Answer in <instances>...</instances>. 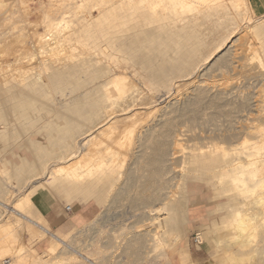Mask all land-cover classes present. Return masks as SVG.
Wrapping results in <instances>:
<instances>
[{"label":"bare ground","instance_id":"bare-ground-1","mask_svg":"<svg viewBox=\"0 0 264 264\" xmlns=\"http://www.w3.org/2000/svg\"><path fill=\"white\" fill-rule=\"evenodd\" d=\"M62 1L64 0H48L46 6L40 4L42 7L38 12L40 13V19L37 22L43 26L44 31L40 34L33 30V46L31 48L34 51H32V55L27 56L33 61L35 59L37 64H33V61H31L28 65L30 61L28 63L25 61L29 66L26 67V63L22 61V63H25V66H22L24 64L21 63L18 65L19 59L16 56H14V66L9 64V60L0 63V96L8 94L10 96L8 99L11 98L8 101H12L6 105L7 108L14 107L16 109L18 107L16 114H20L21 111L22 113L26 111L24 109L25 105L29 104V109L31 102L37 101L38 103V101H41V104L45 103L48 106L59 107L60 111H58V108L57 111H52V114H55L56 117L65 118L63 128H60L59 131L56 130L59 133L57 137L59 141L55 140L57 143L53 141L45 147L37 145L39 148H35L36 150L32 147L36 145L29 143L30 146L32 144L31 148L35 152L40 151V153L36 160L33 159L34 163H25L28 166L27 168L25 167L26 170H16L15 167V170L13 168L8 169L6 166L12 164L8 162L4 163V165L1 164L0 181L12 183L11 180H16V182L19 180L18 183L21 181L20 184L23 190V193L20 192L21 194L17 195L11 202L10 211H7V207L9 206L7 196L10 192L1 193L4 199L0 200V260L7 258L8 264H43L46 255H52L53 260L61 264L78 263L79 259L73 254L74 252L70 253V250L68 251V248L74 243L72 241L76 240H73L75 238V230L62 238L51 233L49 225L35 211L33 198L38 195L39 190H46L53 196L60 195L64 199L77 201L80 205L86 204L85 202L90 197L93 198L95 204H101L110 198L109 193H111L114 183L122 175L121 172L123 167L126 166V161H130V159L132 161V158L127 159V152L130 151L129 149H131L136 138H138L137 129L140 125V117L143 120L141 116L142 110H145V106L149 104L153 105L151 112L156 110L155 101L152 103L151 101H147L145 97H141L142 92L140 93L139 86L137 85L138 78H135L129 72L130 70H136L141 74L153 72L155 81L159 82L158 84H160L162 89H166L171 85L170 79L174 75L173 72L177 73V75L181 74L179 72L182 71L187 72L188 64H190L189 67H193L194 64L201 61V66L197 67V69H200L208 63V60L210 61L211 58L222 51L225 42H229V39L233 37L232 34L236 30L235 28L241 27L240 25H252V29L261 25L260 28L258 27L259 30H257L258 35H264V9L260 6V0H65L70 2L68 6H65V9H62L63 4H60ZM5 2L0 1V7H5L4 12L0 14V17H4L3 20L10 19L11 15L13 17L15 13L13 11L14 13L10 14L12 12H10L11 9L9 10L11 6L4 4ZM6 6H9V8L6 9ZM50 11H54V15L50 14ZM231 12L233 13V17ZM38 13L37 15L39 16ZM55 14H59L60 17L56 18ZM228 20L234 21V24L231 22V25L233 24L235 28L230 27L233 30L228 35L226 34L227 36L223 37L221 35L224 38L223 41L221 39L222 44L213 48L212 51L210 49L211 54L209 56L205 55V57H208L203 58L204 46L202 36L205 33H202L199 27L202 28V26L206 25L215 26L214 24L218 26L224 21L229 22ZM38 24L36 25L38 26ZM8 36H10V33H2L0 31V50L8 42ZM175 39L177 41L173 42ZM191 41L193 44L192 46L189 45V47L191 46L189 48L188 44ZM171 42L176 44L175 48L172 47L174 49L168 45ZM164 49L173 50L172 52L177 53L178 56L176 58L172 56L160 57L159 51ZM25 55L23 56L24 58ZM17 56L20 58L21 55ZM23 57L20 60H23ZM148 63L150 68L148 67ZM153 76L149 78H153ZM159 87L156 84V88ZM1 101L0 119H3V122H5L13 114H3L5 104L3 105V101ZM187 108L190 109L191 107ZM260 110H258L257 114L261 112L263 115L264 111ZM27 114L25 113L24 115ZM172 114V112H169L163 116L164 118L161 122L162 128H164L161 132L159 131L162 128L158 131L149 128L147 132H143L142 139H144V135L146 139L150 138L151 140L152 137L157 139V136H155L156 132L161 133L163 139L165 138L166 140L170 136L173 137L171 134L174 129L172 128L178 115L174 117ZM120 117L126 118L127 123L124 122V126H120L122 128L119 129L117 126L119 120H125H121ZM157 127L161 126L157 125ZM57 128L55 127V129ZM7 129H10V127L1 121L0 136L4 135ZM7 131L9 132V130ZM254 134L256 135L254 143L243 141L234 145V147L230 146L232 147L231 149L222 147L224 144L221 146L216 143L210 144L211 147H208L209 150L207 152H197V154L188 157L186 164L191 168L183 167L182 169L186 173H182L181 177L179 176V181L188 183L189 185L198 184L200 185H197L198 188H201V185L204 187L210 185L214 188V181L219 188L221 184H225L226 188H223L224 191L222 192L223 189H221V193L216 195L218 199L220 195L233 196L234 198L238 195L240 201H236L235 204H233L234 202L225 204L208 212V215L212 212H226V217H222L227 220V224L230 227L236 229L244 228V226L248 227V224L250 226V224L252 225V223L257 221L259 224L264 222V205L255 214L249 208L255 202L256 196L264 189V125H258L255 128ZM177 135L175 134L174 136L177 137ZM164 140H159L161 142L155 141L156 143L151 140V143H154V147L149 151L152 152L149 153V156H145L146 153L144 156L147 159L151 154L152 159L146 163L142 160L144 166L145 164L158 166L157 168L154 167L155 169L151 168L154 170V173H152L154 176H150L152 179L155 178V180L156 178L160 179V185L157 186V189L155 188V191L157 190L158 192L154 193V191L151 195L153 199L146 197V200L148 198L149 200L147 201L153 200L156 203L159 200V203L157 205H149L150 207H147V210L146 203L142 202L145 200H142L141 197L139 199L142 201H139L137 198L140 202L139 204L142 206L143 203L145 205V207L143 205L144 210L146 208L147 211L145 212V216L141 214L142 219L139 218L136 220L135 225L130 226L133 228V232L128 239H124L125 250H123L125 251V256L123 258L125 259L126 257L131 264H157L161 261L173 264V261H176V259L178 261L177 264H183L181 256L184 245L181 244L180 238L182 236L180 237V235H183V227L187 219V201H183L185 199L181 200L182 196L175 198L174 196H180L181 194L175 195L173 193L175 190L171 191L173 186H169L168 182L164 181L167 163L171 160L170 157L174 155L171 147L175 146L178 140L177 138L174 142L171 140L173 143ZM146 143L149 144L150 142ZM142 145L145 146L144 143ZM13 147L18 149L20 145L16 144ZM147 147L143 149L144 152ZM9 149L11 150L12 148ZM48 149L49 152L46 153L45 151H48ZM138 149L139 153H141L140 147ZM147 149L146 152H148ZM207 162L211 164L209 167L206 166ZM128 167L132 169V167ZM149 167L145 170L152 172ZM136 168L138 167L136 166L134 169ZM144 169L142 168V170ZM187 172L193 173V177L189 178L190 175H186ZM131 173L135 174V172ZM142 173L145 174L146 172ZM18 177L22 179L20 180ZM132 178H134V175ZM148 179L149 182L153 181L149 177ZM141 180L139 179V182ZM130 183L133 182L131 181ZM146 183H148L147 180ZM146 183L143 181L139 183V186L142 185L144 188ZM158 184L157 182L156 185ZM154 185L155 183L152 184L153 187ZM139 186H137L138 192H140L139 188H142ZM179 187V190H183L180 185ZM150 188L152 190V187ZM144 190L141 189L143 194L146 193ZM181 192L183 194V191ZM181 192L179 191L178 194ZM4 195H6V198ZM184 196L187 197L186 195ZM114 202L117 201L115 200ZM137 202L136 205H139ZM260 202L262 203V201ZM66 207L70 209L69 206ZM32 210L34 211L36 220L29 217ZM249 210L252 211L253 215L244 219L243 214L245 212L247 214ZM31 224H36L38 228L33 225V228L30 227ZM34 228L36 229L34 230ZM132 228L127 229V231L130 230L131 232ZM28 230L36 234L37 237H41V241H39L41 244L34 251H27L25 246L20 242L21 232L23 234V231ZM97 230L100 232L99 227ZM94 233L96 234L95 231ZM43 234H45V237L42 238ZM240 234L237 231L236 233H227V239L222 247L220 246L222 240H214V243L220 246L221 252L224 254L222 258L225 264L229 263V261L231 264V261L234 262L233 264H264V249H260L264 245V237L258 241L255 238L256 236H245L244 232L242 235ZM113 237L115 239L114 235ZM199 241L198 243H200ZM88 243L90 242L88 241ZM250 243L255 244L249 247L248 244ZM79 255L81 256L82 254ZM52 256L50 257L52 258ZM222 258L217 257V260L222 261ZM83 261L85 260L83 259ZM223 261L217 262L223 264ZM118 262L117 264H119ZM187 264L195 263L191 261Z\"/></svg>","mask_w":264,"mask_h":264},{"label":"rangeland","instance_id":"rangeland-1","mask_svg":"<svg viewBox=\"0 0 264 264\" xmlns=\"http://www.w3.org/2000/svg\"><path fill=\"white\" fill-rule=\"evenodd\" d=\"M0 1L1 2L6 1L4 4H8L13 8L12 9L11 7L9 8V6H6V9H8V8H9V10L11 9L10 12L11 11L12 12L10 14L14 13L13 11H15V13L13 14V17L11 15L10 19L3 20L4 17H0V31L2 33H4V32L10 33V36H8V42L3 47V49L0 50V63L2 61L6 62L7 60H9L8 61L9 64L14 66V64H15V63H13V62H15L14 56H16L19 59V63L17 62L18 65L21 63V64H24L22 66H25V63L26 62L28 63L30 61L28 63V65H29L31 63V61H33L30 58H28L29 55H32V51H34L31 48L33 46L32 45V43H33L32 37H33V33H34L33 30L37 31L40 34L43 33V31H44L43 26L39 22H37L40 19V13H38V12L41 10V7H42L41 5L46 6L48 4V0H5V1L0 0ZM62 2L60 3V4H63L62 9H65V6H68L70 3L69 1H65V0ZM11 3H12V5H11ZM4 8L5 7H0V14L4 12L3 11ZM53 12L50 11L49 13L54 15ZM37 13L39 14V16L37 15ZM231 15L233 17V13ZM231 15H230V17H231ZM55 17L59 18L60 16H59V14H55ZM228 21L229 22L224 21L221 24H219L218 26L216 24H214L215 26L206 25L204 27L202 26V28L199 27L201 29L200 31L202 33H205L202 36L203 46H204V51H203V55H202L203 58L208 57L211 54V51L213 50V48H216L217 46L222 44V41L224 39V38H222V36L223 37L227 36L231 32V30H233L235 28L233 25L234 21L233 20H228ZM231 22H233L232 25H231ZM36 24H38V26ZM238 24H241V23H238ZM240 26L241 27L235 28L236 30L234 31V34H232L233 37L229 39V42L228 41H226L227 43L225 42L226 45L224 44L222 51L219 52L218 54H216V56H214L213 58H211L210 61L208 60V63L205 64L204 66H202L200 69H197V67L199 68V66H201V64H202L201 61H200L201 64H200V62H198L197 64H194L196 66L193 65V67H189L190 64H188L187 72L186 71L179 72V73H181L179 75H177V73L173 72L174 75H173V77L171 76L173 79L171 78L170 79L171 83L169 82L171 85L169 87H167L166 89H164V88L162 89L160 84H158L159 82L155 81L156 80L155 76H153V72H151V71L149 72V74L148 73L141 74V73H138L136 70H130L129 71V72H131V74L135 78H138L137 79V85L139 86L140 93L142 92L141 97L142 98L145 97L147 101H151L152 103L155 101V104H156L155 109L156 110L151 112L153 105H150V104L148 106H145V108H146L145 110L144 109L142 110L141 116L143 117V120L140 117L142 122L140 121V125H139V127L141 129L138 127L137 134H139V135H138V138H136V140H135V143L136 144L139 143V144L136 145L134 143L132 145L133 148L131 147L132 151H131V149H129L131 152L130 151L127 152L129 154V156L127 154V159L132 158V161H131V159H130V161L126 159L127 160L126 166L127 165L130 166V167H132V169L129 168L128 166L123 167V170L121 172L122 175H120L118 181H116L114 183L115 187L113 186L111 193H109L110 198H108L106 200V202H103L101 204H95V201H93V198L90 197L88 200L89 202L87 201V202H85L86 204L83 203L82 205H80L77 201L64 199L60 195L59 196H53L46 190H39L38 191V195H36V198H39V197L42 198V197L48 195L52 199H54L58 202H61L64 207L69 206L71 211L73 212V213L71 212L69 214L70 218L66 217L67 222H66L65 227H63L62 229L57 230V229H53L49 226L51 233H53V234H55L61 238L66 236L67 234L71 233L73 230H75V231L77 230L76 233L74 231L75 238H73V240L74 239H76V240L72 241V243L73 242L74 243L71 244V246L69 247L70 249L68 248V251L70 250V253L74 252L73 254H75L78 257L77 259H79V261H78V263H70V264H79V263L80 264H92V263L93 264H117V261H119L118 262L119 264H131V262L129 260H127L126 257H125V259L123 258L125 256L124 255V252H125L124 251L125 250L124 239L126 240V238L128 239V237L131 236V233L133 232V228L130 226L135 225V223L137 222L136 220H138L139 218H141V219L143 218V217H141V214H143V216H145V212L148 210L147 207H150L149 205H151V204L157 205V203H159V200H157V203L153 200L150 202L147 201L150 198L153 199V197L151 195L155 191V188L156 189L158 188L157 186H159L160 182H161L159 178H156V180H155V178L154 179L151 178L154 176L152 174V173H154V170H152V169L154 167L157 168L158 166H156V165L151 166L149 164L148 165L145 164V166L147 165L146 168H148L150 166L149 169L152 170V172L149 171L148 169H147L148 171H146L145 170L146 168L144 169V167H145L144 162L146 163L152 159L151 154H150L149 158L148 157H147V159L145 158V156H149V153L152 152L149 150L150 149L152 150L154 147V145H153L154 143L152 144L151 140H153L154 142L155 141L161 142L162 140L165 139V138L163 139V136H161V133H159V132H161L164 128V127L162 128L161 120L164 118L163 116H165L166 113L168 114L169 112H172L173 113L172 115L174 117H177V115H178L179 119L177 117V119H175V123L173 124L172 129H174V130L172 131V134H171L173 137L170 136L171 138L169 137V138H167V140L166 139L165 140L170 143L172 141L174 142L177 138L178 141H177L175 146L173 145L171 147V150L174 153V155L170 157L171 160H169V162L167 163L166 176H164V181H167L169 186H171V187L173 186L171 191L173 192L175 190L177 192V193L175 191L173 192L175 195L181 194L180 196H174L175 198L176 197L179 198L182 196L181 200L185 199L183 201H187V205H186V209H187L186 210L187 211L186 218L187 219L185 220V223H184V227H183L184 230L182 232L183 235H180V237L182 236L180 238V240L182 241L181 244L184 245L183 254L181 256L182 263L187 264L188 262L193 261L195 264H219L218 262H222L223 261L222 257H224V254L221 252L220 246L222 247L224 242L226 241L227 233L228 234L232 233V232L236 233V231H237L238 234L241 233L240 235H242L244 232L245 236L246 235L256 236L255 238L258 241H259V239L264 237V222L259 224L258 221L257 222L254 221L255 223H252V225L250 224V226H249V224H248L247 225L248 227H246V226H244V228L242 227L244 229L243 230L242 228L236 229L234 227H230L227 224V220L224 218L227 215L226 212H222V213H215V212L213 213L212 212L211 214L208 215L209 211H212V210H214V209H216L222 205L231 204L233 202H234L233 204H235L236 201H240V197L238 195L235 198L233 196H224V195L221 196L220 195L219 199H218V197L216 195L221 193V189L226 188L225 184H223V185L221 184V186L219 188V186L217 184H215V181H214L213 182L214 188H213V186H210V185H207L205 187L203 185H201V188H198V186H200L198 184H197L198 186L196 184L189 185L188 183H184V182L179 181V178L181 177L182 173H186V171H184L182 168L183 167L184 168L185 167L191 168V167H189V165L186 164V162H188L187 159L189 156H191L193 154H197V152H199V153L207 152L209 150V148L211 147L210 144H213V143H216L217 145H220V146L224 144L222 147H227L230 149L232 148L230 146L234 147V145H237L238 143H242L243 141H248L249 143H254L255 142L254 138L256 137V135L254 134L255 128L260 124L264 125V117H263L264 114L262 115L261 112H259L257 114L258 110H260V109H262L264 111V67H263V65H264V51H263L264 50V35H261V36L258 35L257 30H259L258 27L260 28L261 25L257 26V28H255V29L253 28L254 30L251 28L252 25H248V26L240 25ZM218 27H220V28H218ZM230 27L233 29H231ZM255 30L257 31V35H256ZM219 38H220V40L218 41ZM221 39H222V41H221ZM176 41L177 40L175 39L173 42H176ZM173 42H171L170 44L168 43L170 48H172L176 45L175 43L173 44ZM191 42H189L188 47H189V45L192 46L193 42L192 43ZM200 43H201V41H200ZM213 44L214 45L217 44V45L214 46ZM174 48H172V49H174ZM206 49H208L209 51ZM210 49H211V51H210ZM172 51L164 49V50L159 51V53L161 55L159 53L158 54L160 57L172 56L173 58H176L178 56L177 53H175V52L173 53ZM162 52H163V55H162ZM208 52H209V54H208ZM24 54H26L25 58L28 56L27 57L28 60L23 57ZM17 55H21L20 58ZM205 55H208V56L205 57ZM220 56H221V58H220ZM13 57H14V59H13ZM22 57L25 60L24 59L20 60ZM22 61L23 62L26 61V62L22 63ZM34 61H33V64H37V61L35 59H34ZM27 63H26V67H29L27 65ZM3 66L5 67V65H3ZM148 67L150 68L149 63H148ZM183 72L187 73V74H184ZM136 73H138V74H136ZM151 75L153 76V78H149V77H152ZM138 80H139V82H138ZM148 81H149V84H148ZM153 81H154V83H153ZM155 83L157 84V87H159V86L160 87L156 88ZM160 88H161V90H160ZM155 89H156V91H155ZM199 92H200V94H199ZM206 94H207V96H206ZM0 97H1L0 101L2 100L3 102L2 101L1 102L3 103V105L5 104V106H4L5 109H3V112H4L3 114H9V115L13 114L12 117H9L8 119H6L7 121L4 120L5 122H3V119H0V123L2 121V123L6 124L8 127H10V129H7V130H9V132L7 130H5V132H4V135H6V136H4L3 134H2V136H0V159L2 158L0 161V168H2V165H4V163L8 162V163H12L11 164L12 166L7 165L6 168H8V169L13 168L14 169V167H15L16 170L23 171L24 169L26 170V168L28 167L26 165L27 163H29V162L34 163L33 159H35V160L37 159L40 151L35 152V150H36L35 148H39V147H43V146L45 147L50 142L54 141V143H57L59 141L57 139L58 134H59L57 131H59L60 128H63V125L65 123V118L56 117L55 114H52V111H55V110L57 111L59 107L48 106V104H45V103L41 104V101H38L39 104L37 103V101H35L33 103L31 102L30 103L31 107H29V109H28L29 104L25 105L24 109L26 111H24V112L26 114L28 113L29 115L28 114L24 115L25 113L24 112L22 113V111L20 114H18V113L16 114V112H18L17 111L18 107H16V109L14 107H12V108L6 107V105H8L10 102H12V101H10V102L8 101V100H11V98L8 99L10 96L8 94H4V95H1ZM195 98H197L198 102H196L197 100H195ZM3 99H5V100H3ZM199 101H200V103H199ZM137 107H139V106H137ZM187 107H191V108L189 109ZM13 108L15 111L13 110ZM169 109H170V111H169ZM173 109L174 110L176 109L177 112H175L176 110L174 111ZM262 110H260V111H262ZM9 111L10 112L12 111V112L10 113ZM58 111H60V108ZM1 112H2V110H1ZM21 115H23V116H21ZM20 117L21 118L23 117V119H21ZM24 117H26V118H24ZM27 118H29V119H27ZM120 118H121V120L123 119V117H120ZM124 119H123L124 121L119 120L118 124L119 123L120 124L119 125L117 124L119 129L124 126L123 125L124 122L127 123L126 118H124ZM45 121H47L48 124ZM121 123H122V125H121ZM156 124L160 125L161 127H157ZM120 126H122V127H120ZM55 127L56 128L58 127V128L55 129ZM149 128L155 129L156 131H158L162 128L159 132H156L160 136V138L157 134L155 135V136H157L158 141L154 137H152L154 139L151 138V140H150V138L146 139L145 135H144V139H142L143 134H144L143 132H147V130H149ZM157 128H159V129H157ZM176 128H177V130H175ZM51 130H53V131H51ZM142 130H144V131H142ZM230 131H232V132H230ZM56 132H57V134H56ZM175 134L176 135L178 134L177 137L174 136ZM49 135L50 136L52 135V136L50 137ZM140 135H142V136L140 137ZM2 137H3V139H2ZM59 137H60V135H59ZM161 137H162V139H161ZM55 140H57V142ZM159 140H161V141H159ZM168 140H170V141H168ZM140 142L142 144L144 143L145 146H143L142 144L140 145ZM146 142H150V143L147 144ZM29 143L36 145V146H34V145L32 146V144H31V146L35 150L33 148H31ZM16 144L20 145V147L18 149L16 147H13ZM37 145L38 146L40 145V146L38 147ZM147 145H149V146L151 145L150 147H152V148H150L149 146H148L149 147L148 148ZM142 146H143V148H141ZM25 147H26V149H25ZM138 147H140L141 153H139ZM145 147L148 148V149L146 148L148 152H146V149H145V152L143 151V149ZM9 148H12V149L10 150ZM136 150H137V152H136ZM45 152L48 153L49 149H48V151H45ZM57 152H58V150H57ZM46 153H45V155H46ZM136 153L139 155H142V154L143 155L142 156L138 155L135 157L134 155H137ZM144 154H145V156H144ZM3 155H4V157H2ZM19 158L21 159L20 161H19ZM22 159H24V160H22ZM140 160H141V162H140ZM49 161H50V159H49ZM49 161H48V163H49ZM129 163H130V165H129ZM139 163H140V165H139ZM134 164L139 169L138 168L134 169L136 167ZM210 165L211 164L209 162L206 163L207 167H209ZM141 167L144 170H142ZM133 169H134V171H132ZM159 169H160V167H159ZM140 170L142 172H146V173L144 174ZM167 170H169L170 172ZM182 171H184V172H182ZM131 172H133V173L135 172V174H132ZM139 172H140V174H139ZM127 173H130V174H127ZM149 174H151V175H149ZM129 175H131V176H129ZM133 175H134V178H132ZM136 175H138V176H136ZM186 175H190L189 178L193 177V173H191V172L190 173L187 172ZM135 176H136V178H138L139 176L140 177L138 179H136ZM148 177L150 178V180L152 179L153 181H156V182H154L155 183L154 187L152 186V184H154L153 181L149 182ZM18 179L21 180L22 178L18 177ZM139 179L140 180L142 179L144 181V183H146V180H147L148 183H146V186H145L146 188L145 187L143 188V186H142L143 183L141 186H139V183L143 182L142 180H141V182H139ZM127 180H128V184H127ZM18 181L19 180H17V182H16V180H11L12 183H9V182L6 183V182L0 181V197L2 196L0 200L4 199L2 192H4V193L7 191L10 192V194L7 196V198H8L7 203L9 205L7 207V209H8L7 211L11 210L10 209L11 208V202L15 199V197L17 195L23 193L22 185L20 184L21 181L19 183H18ZM129 181L130 182L132 181L133 183H130ZM157 182L159 183L158 185H156ZM33 183H36V182H33ZM137 183H138V185H137ZM131 184H133V186H131ZM181 184H183V185H181ZM147 185H148V188H147ZM179 185L182 187L181 189H183V190H179V188H180ZM137 186L142 187V188H139L140 192H138ZM19 187H20V189H19ZM124 187H126V188H124ZM150 187H152L153 191L150 190L151 189ZM183 187L186 189H184ZM129 188H131V189L129 190ZM141 189H145L144 191H146V193L143 194L142 193L143 190L141 192ZM146 189H148V190H146ZM214 189H216V190H214ZM224 189L222 190V192L224 191ZM136 190L138 193L136 192ZM118 191H119V193H118ZM179 191L180 192L183 191V194H182V192L178 194ZM13 192H15V193H13ZM147 192H149L150 194ZM156 192H158V191L156 190L154 193H156ZM140 193H142V194L139 196ZM11 194H13V195H11ZM119 194H120V196H119ZM136 195L139 197H137ZM184 195H186L187 197H185ZM4 196L6 198V195H4ZM135 196H136V198H134ZM215 196L217 199L215 198ZM118 197H119V199H118ZM146 197H148L149 199L147 198V200H146ZM113 198H116V199H113ZM137 198L139 201H142V200L147 201V202L142 201L144 204L146 203L145 205H146L147 210H146V208L144 210L145 205L142 203V206H141L139 204L140 202L137 200ZM139 198H141L142 200H140ZM263 198H264V189H262L261 193L256 196L255 202L252 205H250V207H249L254 212V214L263 207V205H264V199ZM112 199H113V201H112ZM135 199H136V201H135ZM115 200L119 203L114 202ZM260 201H262V203ZM136 202L139 205H136ZM72 203H73V205H72ZM132 203H134V204H132ZM143 205H144V207H143ZM142 207H143V209H142ZM33 210L31 212L32 214L30 213L29 217L35 219V217H34L35 214L33 213L34 212ZM251 210H249L250 214H248L249 213L248 211H247L248 212L247 214H246V212L243 214V218L245 217L244 219L249 218L251 215H253ZM227 213H229V212H227ZM198 216H204L206 218L199 220V218H197ZM222 216H224V217H222ZM116 220H118V221L116 222ZM32 225L38 228V226L36 224H31L30 227H32ZM98 227L100 229V232H99V230H97ZM128 227L132 228L131 232H130V230H128L129 233L127 231V229H129ZM35 229L36 228H34V230ZM90 229H92V230H90ZM220 230H222V231H220ZM229 230H231V231H229ZM94 231L96 232V234L94 233ZM97 231H98V234H97ZM250 231H251V233H250ZM79 232H80V234H78ZM113 235L115 236V239H114ZM253 236H251V237H253ZM21 237H20V240H21L20 242L23 246H25V249L27 251H34V249H37L39 247V245L41 244V242H39V241H41V237H39V236L37 237V235L33 234V232H31L30 230L23 231V234L21 232ZM43 237H45V234H43L42 238ZM93 237H96V238L93 239ZM197 238H199V239L197 240ZM256 239H254V240H256ZM93 240H95L94 243H93ZM196 240L197 241L200 240L199 241L200 243L196 242ZM214 240H218V241L222 240L221 241L222 244L219 246V245L214 243ZM88 241L90 243H88ZM254 244L255 243H250L248 245H249V247H251V245L254 246ZM114 245H116V246L114 247ZM106 247L107 248L109 247V248L107 249ZM260 249H264V245L261 246ZM80 250H81V252H80ZM79 254H82V255L80 256ZM189 254H190V256H189ZM50 256H52V255H46L47 258ZM46 257L44 259L45 262H43V264H61V263H58L57 261L53 260V256H52V258L50 257L51 259L50 258L47 259ZM217 257L222 258V261H220L219 259L217 260ZM82 258L85 261H83ZM3 259L0 260V264H8L7 258H3ZM212 259H213V261H212ZM177 262L178 261L176 259V261H173V264H177ZM231 262H232V264L234 263L233 261H231ZM39 264H41V263H39ZM143 264H145V263H143ZM153 264H156V263H153ZM157 264H169V263L161 261V262H158ZM223 264H225L224 261H223ZM226 264H231V263L229 261V263L227 262Z\"/></svg>","mask_w":264,"mask_h":264},{"label":"crops","instance_id":"crops-1","mask_svg":"<svg viewBox=\"0 0 264 264\" xmlns=\"http://www.w3.org/2000/svg\"><path fill=\"white\" fill-rule=\"evenodd\" d=\"M260 6L264 9V0H260ZM33 207L53 229H62L66 225V217L69 218L68 212L61 202H58L48 195L42 198H33ZM73 213V212H72ZM199 220L205 219L204 216H198Z\"/></svg>","mask_w":264,"mask_h":264},{"label":"built area","instance_id":"built-area-1","mask_svg":"<svg viewBox=\"0 0 264 264\" xmlns=\"http://www.w3.org/2000/svg\"><path fill=\"white\" fill-rule=\"evenodd\" d=\"M65 211L68 212V213L72 212L71 209H69L68 207L65 208ZM196 242H198V241L196 240Z\"/></svg>","mask_w":264,"mask_h":264}]
</instances>
